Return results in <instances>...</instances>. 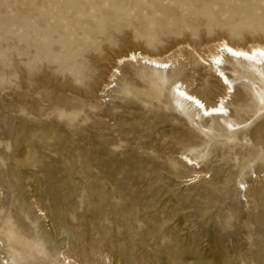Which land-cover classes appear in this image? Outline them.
Returning <instances> with one entry per match:
<instances>
[{
	"label": "rangeland",
	"instance_id": "obj_1",
	"mask_svg": "<svg viewBox=\"0 0 264 264\" xmlns=\"http://www.w3.org/2000/svg\"><path fill=\"white\" fill-rule=\"evenodd\" d=\"M222 39L264 0H0V264H264V76L225 62L227 118L172 92H222Z\"/></svg>",
	"mask_w": 264,
	"mask_h": 264
},
{
	"label": "bare ground",
	"instance_id": "obj_2",
	"mask_svg": "<svg viewBox=\"0 0 264 264\" xmlns=\"http://www.w3.org/2000/svg\"><path fill=\"white\" fill-rule=\"evenodd\" d=\"M139 58L144 64L153 66L154 68H166L168 62L161 59L141 55L140 52H130L124 57L118 59V63L123 60L130 61L137 60ZM234 59V60H233ZM236 61L244 64L247 68L251 69L253 76H264V44L256 43L249 48L243 46L234 45L228 41L222 39L215 45V51L202 59V62L208 66L212 71L213 78L217 81L218 85L222 88V92H219L211 99H203L199 95L191 92L182 84L174 86L172 92L177 95V100L183 112H192L195 115L203 118H227L229 117V110L227 109V103L230 97V93H234V87L232 79L225 72V62ZM231 88V90H229ZM212 95V92H210ZM197 116V117H198ZM186 164L195 165L191 158L185 156ZM199 167V166H198ZM198 174L195 173L193 177L187 180H194Z\"/></svg>",
	"mask_w": 264,
	"mask_h": 264
}]
</instances>
